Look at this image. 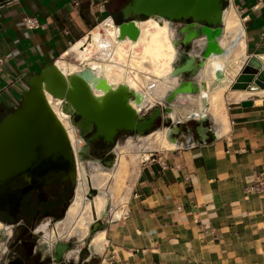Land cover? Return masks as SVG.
Here are the masks:
<instances>
[{
  "label": "crops",
  "instance_id": "0c3cea01",
  "mask_svg": "<svg viewBox=\"0 0 264 264\" xmlns=\"http://www.w3.org/2000/svg\"><path fill=\"white\" fill-rule=\"evenodd\" d=\"M108 1L100 13L88 0H0V56L6 60L0 122L20 106L32 76L53 63L60 69L61 61L71 65L66 55L74 46L107 21L113 23L105 25L110 30L122 22L128 0ZM230 7L243 30L225 60L222 101L216 110L209 103L203 111V131L202 114H192L202 112L203 80L199 73L176 78L167 96L189 83L200 92L171 96L172 104L154 102L153 109L170 110L164 117L170 120L171 148H141L121 190L106 192L105 208L89 223V232L81 237L76 229L67 240L59 236L50 243L53 251L67 245L65 261L80 264L82 250H88L85 264H264V89L235 86L249 59H258L264 69V0H229ZM25 18L40 27L27 28ZM229 39L228 46L235 38ZM204 41L195 40L188 53L197 62ZM173 126L179 132L171 133ZM153 134L125 136L121 144L119 138L114 149ZM95 219L100 229L93 232Z\"/></svg>",
  "mask_w": 264,
  "mask_h": 264
},
{
  "label": "water",
  "instance_id": "95a60500",
  "mask_svg": "<svg viewBox=\"0 0 264 264\" xmlns=\"http://www.w3.org/2000/svg\"><path fill=\"white\" fill-rule=\"evenodd\" d=\"M228 6L229 0H128L120 12L122 22L117 25L119 37L138 40L140 32L135 22L142 19L159 17L173 23L190 21L198 30L182 29V44L187 46L204 38V45L199 48L201 59L197 62L191 56L183 54L184 63L173 65L170 78L196 74L207 64L211 52L218 50L212 42L223 33V13ZM178 45V42H174V46ZM247 68L250 71L246 69L243 74H247L248 79L238 78L237 82L245 85L249 92L264 89L262 63L251 58L247 62ZM214 78L223 80L224 71L216 70ZM100 82L89 68L66 75L55 63L47 65L39 74L29 79V89L22 95L20 106L0 122L1 201L10 202L11 197L17 196L14 187L20 181L30 184L29 189L34 185H48L51 180L71 181L73 184L78 182V161L74 148L47 95L62 101L63 110L70 115L71 124L80 136L92 134L88 139L89 143L103 139L114 147L123 134L136 133L144 136L147 132H152L158 122L163 121L166 125L170 123L164 117L170 110L162 107L154 108L149 116H142L131 104L132 101L139 104L140 96L125 85L108 89L102 96H96L91 83ZM202 86L205 88L206 84L203 83ZM184 92L193 94L200 91L191 83L183 84L173 91L164 101L165 104ZM204 119L202 117L200 121L201 132ZM171 129L179 132L180 127L173 126ZM81 156L82 153L81 160L89 157ZM21 195L18 197L21 198ZM13 201L19 203V200ZM95 220L97 223L93 232L100 229L99 220ZM66 248L67 245L58 246L56 251L61 254ZM82 251L79 259L84 262L88 250Z\"/></svg>",
  "mask_w": 264,
  "mask_h": 264
},
{
  "label": "bare ground",
  "instance_id": "6f19581e",
  "mask_svg": "<svg viewBox=\"0 0 264 264\" xmlns=\"http://www.w3.org/2000/svg\"><path fill=\"white\" fill-rule=\"evenodd\" d=\"M223 22H224V27L222 28L223 33H222L221 37L217 38L216 41L214 39L212 42V44H215V46L218 47L217 52H219V53L211 52L207 64L199 72V76L203 80L202 82H204L206 84V87L204 88L201 85L202 97L200 100V106H201L202 112L200 111L201 113H198L199 111L198 112L196 111V113H192L196 117L200 116V114H202L201 117L205 116L203 111L205 112V110H207L209 103H211L213 108L216 110V106L218 105L217 103L222 101L221 98H222L223 88L225 87V83H227L228 77L225 76V78L223 80L218 81L216 79L213 80V78H214L213 74H215V71L218 69L224 70V68L226 66L225 60H226V58L229 57L230 53L232 54V52H233L232 50H235L234 47L236 46L237 42H239L241 32L243 30L240 19L232 7H230L229 9L227 8L224 11ZM106 24L113 26V23L109 22V21L100 25L98 28H96L93 31L92 37L90 39H86L83 42L78 43L76 46H74L72 48V50L66 56H68L69 54H78V55L84 56V54L88 51L89 44H91V43H95L96 46L98 45L99 48L100 47L104 48L106 46H108V48H109L111 45H113L118 49V47L120 48L124 44H128V43H130L131 46L134 47L139 42H142V40H144L146 38V36H150L153 43L155 44V49H153L152 51H148V53L146 55V62L150 63V64H154L155 59L157 57H163V58L167 59L169 61V63L165 62V64H164L165 68L168 69L165 76H170L171 72L173 71L172 65H173V61L175 58L176 49L174 48L173 43L170 42L169 36L173 37V32L175 31L173 27H174L175 22L173 23V22H170L166 19L159 18V17H157V18L153 17V18H149L146 20L136 21L135 24H136V26L140 32L139 38L136 41L129 40L128 38L120 39L119 28L116 26L112 30H110V29L105 27ZM153 28L157 29L158 32H163V33L168 34V35L166 34V39L168 42L167 46L164 45L163 43H161L158 35H152L151 29H153ZM186 28H187V30H191L190 28H192L193 30H198L197 29L198 27L194 26L193 24L188 25ZM199 30H202V29L199 28ZM233 36L235 38V39H233L234 42L231 39L233 43L230 46H228L229 42L227 43V41L230 40L229 37H233ZM174 42H178V41L176 40ZM163 49H166L168 52L162 53ZM109 52L112 53L110 50H109ZM81 59H83V58H81ZM84 61H86V60H84ZM61 64H62L61 65L62 71H67V72L71 73L72 71H74L76 69V67L68 65V63H67L68 66L66 64H64V62L62 63V61H61ZM82 65H83V62H82ZM86 68H89L90 70H92L94 75L97 78H99L101 81L99 84L91 83V88H92V90L96 96H102L106 92V90H108V89H116L119 85H125V86L129 87L138 96H140L141 102L139 104H137L135 101L131 102L132 106L139 113H142L143 111H147V110L151 109V107L154 106L152 104L155 100L154 97L152 95H149L148 93H146L143 89H141L142 85L140 84V82L138 80L131 79V77H129L128 73L122 74L120 72V69L122 70V68L121 67L119 68L116 65V63H113L112 61H108L107 64H104V63L103 64H100V63L94 64V62H93V63L89 64V66L85 67L84 69H86ZM131 70H134V69H131ZM247 70L250 71V68H247ZM125 72H127V71H125ZM239 78L241 80L248 79L247 74H241ZM132 80H134V81H132ZM147 84H148V88L150 91L155 87V83L151 80H148ZM235 86L237 88H242L244 85L242 83H236ZM47 99H48L54 113L56 114V116L59 117V119L66 126V128L69 132L70 141H71V144L74 148V151H75V154L77 157L78 172H79V170L81 169V167H79L80 163L83 162V164H87V166H88L87 162L89 161L88 159H86V160L84 159V161H81V158H80V155H81L80 149L83 145V142H82V140L77 139V136H79V133H78L77 129H74V126H72L70 124V122L68 120V117L70 115L63 110L62 101L59 99H55L50 95H47ZM70 111H72L71 107H70ZM171 114H172V112H171ZM174 119H177V118L175 117ZM170 132H175V131L170 129ZM124 165H125V162L123 160L120 161L118 170L114 174V178L116 181V183L114 185L115 188L117 187L118 181H120V177L122 175V172L124 171ZM82 171H84V170H82ZM80 176H82V174ZM88 179L89 180L87 182L80 183L81 185L79 186V189L77 190L78 193L76 194L77 196H76L75 203L73 202L74 208L72 207V209L73 210L75 209V211H77L78 207H80L81 204H83V201H84L83 194H84V192H86L83 189L84 187L86 190L88 189V190H91L92 192L96 191V189H95V186L97 183L95 180L96 178L91 179L89 177ZM100 198H101L100 201H98L97 203L94 202V207L97 209L98 212L101 211V209H103V207L106 204V196L103 193H100Z\"/></svg>",
  "mask_w": 264,
  "mask_h": 264
},
{
  "label": "rangeland",
  "instance_id": "374dc122",
  "mask_svg": "<svg viewBox=\"0 0 264 264\" xmlns=\"http://www.w3.org/2000/svg\"><path fill=\"white\" fill-rule=\"evenodd\" d=\"M146 20V19H142ZM179 23V22H178ZM174 24V32L173 37L169 36L170 42L173 43L174 41H180V30L179 25L180 24ZM152 35H158L161 43L167 46V39L166 34L163 32H158L157 29H151ZM168 35V34H167ZM91 45V46H90ZM180 45V44H179ZM174 46L176 49L175 58L173 61V65L177 64L178 61V53L180 51V46ZM101 48V49H100ZM96 46L95 43H91L88 46V51L84 54V56L78 55V54H69L66 56V60L71 64V66L76 67V69H84L85 67L89 66V64H107L108 62L105 61V58L101 55L103 53L102 49L103 47ZM110 50L112 52V55H114L113 63H116V65L120 69V72L122 74L128 73L127 67H131V69H134V74L129 77L131 79H136L140 82L142 85L141 89H143L146 93L149 95H152L154 97V102L157 101H163V105H165L164 101L171 95L165 94L166 90H168L170 86V82H172L175 79L170 78V76H165L167 73V68H165L164 64L165 62L169 63V61L163 57H157L155 59L154 64H150L146 62V55L148 51H152L155 49V44L153 43L150 36H146L142 42H139L136 46H131L130 43L124 44L122 47H118V49L111 45L109 48L108 46L104 47V49ZM120 49V50H119ZM168 51L166 49L162 50V53H167ZM100 53V54H99ZM99 54V55H98ZM177 56V57H176ZM83 58V59H81ZM177 58V59H176ZM86 60V61H84ZM83 65H82V62ZM88 61V62H87ZM96 61V62H95ZM81 63V64H80ZM87 63V64H86ZM86 65V66H85ZM120 65V66H119ZM172 65V66H173ZM201 71V70H200ZM199 71V72H200ZM171 75V74H170ZM199 75V74H198ZM169 78V79H168ZM171 79V80H170ZM151 80L155 83V87L150 91L148 88L147 81ZM134 81V80H132ZM165 94V95H164ZM174 100H171L169 104H172ZM154 102L152 104H154ZM151 109H153L151 107ZM149 109L147 111H143L141 113L142 116L149 114L152 110ZM168 126L164 124L163 121H160L156 124L155 129L151 132L154 134L150 137H144L142 139H139V142H132L126 145V147H118V150L114 149L112 152V160H110L108 163L99 162L95 159H88L89 161L88 166L87 164H83V162L80 163L79 174H78V182L74 190L72 205L70 207L69 212L66 214L65 217V224L63 227H55V229L46 230V241L50 240L51 242H55L57 238L60 236L61 238H64L67 240L68 236H73L74 232L77 230L81 231V237L87 234L89 230L91 229V226L89 223L94 222V216H96V213L98 214V217L100 216V213L102 211H97V209L94 207L93 202L100 201V193H103L106 195V192L110 190L111 188H115L114 185L116 183L114 174L117 172L120 161H124V171L122 172V175L120 177V181H118V185L116 187V190H121V187L124 185V181L126 176L129 174V167L131 164V161H134L138 157V151H140L141 148H146L148 150H156L160 148H171L168 144V135L167 128ZM75 129V128H74ZM164 135V136H163ZM135 137V135H133ZM77 139L82 140L83 139L79 136H77ZM123 143V139L120 138V144ZM125 152L127 154H121L122 152ZM97 159V158H96ZM128 159V161H126ZM150 158L149 160H151ZM86 160V159H85ZM84 161V160H81ZM85 165V166H84ZM91 166V167H90ZM81 172V173H80ZM82 174V176H80ZM84 176V177H83ZM82 177V178H81ZM96 178V196L92 197V191L86 190L85 187L83 188L86 192L83 194V204H81L80 207H78L77 211L74 208L73 202L75 203L76 200V194L78 193L80 183L87 182L88 178ZM81 179V180H80ZM81 182H80V181ZM83 190V191H84ZM99 198V199H98ZM103 198V197H102ZM88 203V204H87ZM105 207H103L104 209ZM75 212V213H74ZM87 220V224H85L83 227L81 226V223L84 220ZM46 228V227H45ZM77 240V239H76ZM72 241H75L74 239Z\"/></svg>",
  "mask_w": 264,
  "mask_h": 264
},
{
  "label": "flooded vegetation",
  "instance_id": "af4514ba",
  "mask_svg": "<svg viewBox=\"0 0 264 264\" xmlns=\"http://www.w3.org/2000/svg\"><path fill=\"white\" fill-rule=\"evenodd\" d=\"M178 24H180L178 61L182 64L185 61L183 54L188 55L194 42L187 46L182 44L184 35L181 30L191 22ZM135 134H123L120 138ZM91 136L92 134L80 136L84 141L80 149L82 156L87 155L88 159L108 163L112 160L115 146L105 143L103 139L89 143L88 139ZM29 185L25 181L17 182L14 187L17 196L11 197L10 202L0 200V264H74L73 260L65 261L62 252L59 254L53 251L51 244L54 242L46 241L45 231L62 225L72 205L77 184L71 181L51 180L48 185H34L30 189ZM91 196H96V191ZM13 200H19V203ZM69 245L71 247V244ZM80 264H85V261Z\"/></svg>",
  "mask_w": 264,
  "mask_h": 264
},
{
  "label": "built area",
  "instance_id": "2783aa9c",
  "mask_svg": "<svg viewBox=\"0 0 264 264\" xmlns=\"http://www.w3.org/2000/svg\"><path fill=\"white\" fill-rule=\"evenodd\" d=\"M8 3H11V2H16L18 0H6ZM91 4V6L93 8H95L98 12H103L105 9H106V5L108 4V0H88ZM25 24L27 26V28L33 30V29H38L40 26H39V23L37 20L35 19H31V18H25ZM103 53H101V55L105 58V61L108 62V61H113L114 59V55L112 56V53L109 52V50L107 49H102ZM100 54V53H99ZM98 54V55H99ZM113 58V59H112ZM5 63H6V60L0 56V75L2 74L3 70H4V66H5ZM130 70V71H129ZM134 71L135 70H131V67H127V72H128V75H133L134 74ZM58 117V116H57ZM59 118V117H58ZM60 120V119H59ZM68 120L71 124V117L69 116L68 117ZM61 121V120H60ZM62 123V122H61ZM63 124V123H62ZM64 125V124H63ZM72 125V124H71ZM73 126V125H72ZM64 127L66 128V126L64 125ZM75 128V127H74ZM67 130V128H66ZM68 132V130H67ZM68 135H69V132H68ZM150 158H148L147 160H149ZM262 183V182H260ZM263 184V183H262Z\"/></svg>",
  "mask_w": 264,
  "mask_h": 264
}]
</instances>
